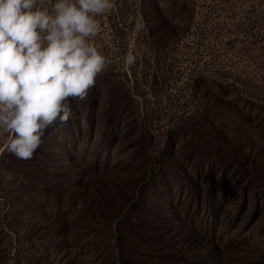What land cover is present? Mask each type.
<instances>
[{"label":"rangeland","instance_id":"rangeland-1","mask_svg":"<svg viewBox=\"0 0 264 264\" xmlns=\"http://www.w3.org/2000/svg\"><path fill=\"white\" fill-rule=\"evenodd\" d=\"M97 20L107 65L63 127L30 159L0 133V264H264V0Z\"/></svg>","mask_w":264,"mask_h":264},{"label":"clouds","instance_id":"clouds-1","mask_svg":"<svg viewBox=\"0 0 264 264\" xmlns=\"http://www.w3.org/2000/svg\"><path fill=\"white\" fill-rule=\"evenodd\" d=\"M115 0H0V133L5 150L30 159L45 131L63 127L69 98L83 99L107 58L92 38ZM137 60L134 50L123 58ZM222 195V194H221Z\"/></svg>","mask_w":264,"mask_h":264}]
</instances>
